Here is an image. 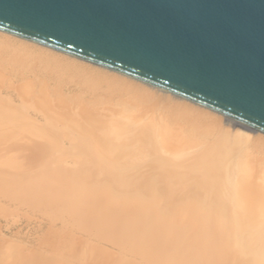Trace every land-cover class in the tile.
Returning <instances> with one entry per match:
<instances>
[{
	"label": "bare ground",
	"instance_id": "1",
	"mask_svg": "<svg viewBox=\"0 0 264 264\" xmlns=\"http://www.w3.org/2000/svg\"><path fill=\"white\" fill-rule=\"evenodd\" d=\"M0 159L18 173L0 181L3 196L52 206L60 232L49 225L47 239L91 231L129 246L102 258L90 246L81 264H264V132L3 30ZM58 258L32 261L68 264Z\"/></svg>",
	"mask_w": 264,
	"mask_h": 264
},
{
	"label": "water",
	"instance_id": "2",
	"mask_svg": "<svg viewBox=\"0 0 264 264\" xmlns=\"http://www.w3.org/2000/svg\"><path fill=\"white\" fill-rule=\"evenodd\" d=\"M0 30L264 132V0H0Z\"/></svg>",
	"mask_w": 264,
	"mask_h": 264
},
{
	"label": "rangeland",
	"instance_id": "3",
	"mask_svg": "<svg viewBox=\"0 0 264 264\" xmlns=\"http://www.w3.org/2000/svg\"><path fill=\"white\" fill-rule=\"evenodd\" d=\"M149 103H151V102H149ZM152 104L154 107L153 106H151V107L157 108V106H159V109H161V107L162 108L164 107L165 102L163 100L159 101L156 98V99L152 100ZM144 107H146V106H144ZM166 116H167V113H166ZM5 158H2V160L4 161ZM6 175L7 174L0 172V181H4L8 178H10V180H12V177L18 176V173H16V174L14 173V175L13 174H9L8 176H6ZM5 194H6V192H5ZM3 195L4 194L0 193V206H3V207L5 206L7 208V210L0 208V212H1L0 213V232H1L0 233V242H1L0 245L2 244V242L7 243L9 241L7 244L9 247H11L10 250L8 247V252H6V254H4L5 259L8 258V259H6V261H9V263H5V264H20V263L21 264H34V261H32V260L36 259L39 255H42V254L44 256H47V257H49V256L53 257V258L59 257L58 259L64 260L68 264H81V263L85 262L87 250H89L90 246L96 247L95 254L98 258H102L104 254H105L104 257L107 256L106 254L109 255L110 253H111V255L112 254L114 255L116 253L118 254L119 253L118 251L121 249L120 246H119L120 249L118 248L117 242H119V241L116 242L111 237L103 236L104 238L100 239L95 234H93L91 237H89V235H90L89 233L91 231L89 233H88V231H86V232L84 231V233H81V231H78V230H76V231L67 230L70 232L69 234H67L68 232L66 233L67 236L63 235V233H62V235L60 233L61 237L59 236V234L57 235V238H59L58 241L60 240L59 242H56L57 240H54V239L53 240L47 239L54 232L51 230L47 231L49 225H50L49 227H51V229L53 227L52 230H54L56 227L57 229H55V230L57 231V233L60 232L58 230H60L59 224H61V223L60 222L58 223V221L56 223L55 222L49 223V220H48V217H50L54 213L51 209L52 206H39V205H32V204L30 205L28 202H25L22 205H20L19 202H17L18 203V205H17L15 200H12L11 197H5ZM6 203H8V204H6ZM33 209H34V211H33ZM70 218L71 217L68 216V220ZM45 220L47 223L45 222ZM85 227L87 229V226H85ZM79 236H81V237H79ZM39 239H40V241H39ZM42 241L44 242L43 245L45 248L43 247V245L42 246L40 245V243ZM49 242L50 243L54 242V244L53 243L50 244ZM36 243H37V245H36ZM116 244H117V246H116ZM119 244L125 245V246H123L125 249L129 247L127 245V243L123 244L122 241L119 242ZM38 245H40L41 247H39ZM36 246H38V247H36ZM47 246L50 247L51 249L53 248L55 250L52 251ZM54 246H55V248H54ZM30 248L31 249L34 248V250H36V253L34 252V254H33L32 252H30V253L26 254L22 258V261H17V259L14 258V252H13L14 250L25 251V250H29ZM46 249H48V251ZM60 249H62V250H60ZM82 249H83V251H82ZM50 251L53 253H51ZM31 254L35 255V256L32 257ZM134 260L140 264L143 262V259L139 255ZM80 261H83V262H80Z\"/></svg>",
	"mask_w": 264,
	"mask_h": 264
}]
</instances>
